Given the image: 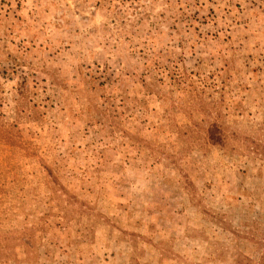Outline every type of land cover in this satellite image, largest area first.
Wrapping results in <instances>:
<instances>
[{
    "label": "rangeland",
    "instance_id": "obj_1",
    "mask_svg": "<svg viewBox=\"0 0 264 264\" xmlns=\"http://www.w3.org/2000/svg\"><path fill=\"white\" fill-rule=\"evenodd\" d=\"M263 256L264 0H0V264Z\"/></svg>",
    "mask_w": 264,
    "mask_h": 264
},
{
    "label": "trees",
    "instance_id": "obj_2",
    "mask_svg": "<svg viewBox=\"0 0 264 264\" xmlns=\"http://www.w3.org/2000/svg\"><path fill=\"white\" fill-rule=\"evenodd\" d=\"M211 137H212V136H211ZM211 139L215 141V138L212 137ZM260 264H264V256H263V258H262Z\"/></svg>",
    "mask_w": 264,
    "mask_h": 264
}]
</instances>
